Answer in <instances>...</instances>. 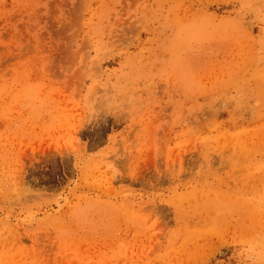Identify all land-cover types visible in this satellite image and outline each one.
<instances>
[{
	"label": "rangeland",
	"instance_id": "obj_1",
	"mask_svg": "<svg viewBox=\"0 0 264 264\" xmlns=\"http://www.w3.org/2000/svg\"><path fill=\"white\" fill-rule=\"evenodd\" d=\"M0 264H264V0H0Z\"/></svg>",
	"mask_w": 264,
	"mask_h": 264
}]
</instances>
